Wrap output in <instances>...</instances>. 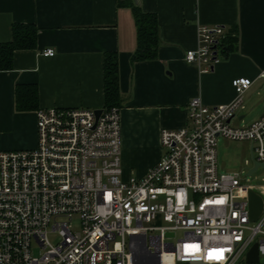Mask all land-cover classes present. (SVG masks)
<instances>
[{
	"label": "built area",
	"instance_id": "obj_1",
	"mask_svg": "<svg viewBox=\"0 0 264 264\" xmlns=\"http://www.w3.org/2000/svg\"><path fill=\"white\" fill-rule=\"evenodd\" d=\"M223 38L221 26H199L185 63L211 72ZM251 83L235 77L226 104L192 98L186 126L162 130L160 159L128 180L119 107H103L98 118L87 108L36 110V146L0 152V264H241L255 241L263 257L264 210L249 220L248 185L220 173L216 158L224 139L250 141L264 160V113L230 125Z\"/></svg>",
	"mask_w": 264,
	"mask_h": 264
},
{
	"label": "crops",
	"instance_id": "obj_2",
	"mask_svg": "<svg viewBox=\"0 0 264 264\" xmlns=\"http://www.w3.org/2000/svg\"><path fill=\"white\" fill-rule=\"evenodd\" d=\"M135 1L0 0V44L11 40L13 25L38 29L35 48L16 51L12 69L0 71V152L36 146L38 109H102L103 59L108 53L118 59L124 180L142 178L157 163L161 131L186 126L192 98L208 106L232 101L235 77H248L252 83L230 125L245 126L264 113V76H259L264 70V0ZM132 7L157 17L160 46L155 60L130 61L137 45ZM201 25L221 26L224 32L220 62L206 74L184 61V53L197 47ZM46 49L55 55L42 56ZM18 85L36 86V110L16 109ZM243 184L264 200V174L260 181L246 179ZM257 264H264V256Z\"/></svg>",
	"mask_w": 264,
	"mask_h": 264
},
{
	"label": "trees",
	"instance_id": "obj_3",
	"mask_svg": "<svg viewBox=\"0 0 264 264\" xmlns=\"http://www.w3.org/2000/svg\"><path fill=\"white\" fill-rule=\"evenodd\" d=\"M126 5V4H125ZM136 33V50L131 56V63L151 61L157 58L160 41L158 22L155 14L143 13L132 7ZM38 29L31 24L12 26L11 40L0 44V71H9L13 65L16 51L35 48ZM103 97L104 107L120 108L121 97L118 86V59L116 53H108L103 59ZM37 88L35 85H18L15 90V103L18 111L37 109Z\"/></svg>",
	"mask_w": 264,
	"mask_h": 264
},
{
	"label": "rangeland",
	"instance_id": "obj_4",
	"mask_svg": "<svg viewBox=\"0 0 264 264\" xmlns=\"http://www.w3.org/2000/svg\"><path fill=\"white\" fill-rule=\"evenodd\" d=\"M250 141L232 142L224 139H219L217 143L218 167L220 173H238L243 182L260 181V176L264 174V167L259 168L251 176H245L249 167L252 165V153L250 152ZM162 151V150H161ZM177 238V236H176ZM48 239L53 244L59 242L56 233H48Z\"/></svg>",
	"mask_w": 264,
	"mask_h": 264
},
{
	"label": "water",
	"instance_id": "obj_5",
	"mask_svg": "<svg viewBox=\"0 0 264 264\" xmlns=\"http://www.w3.org/2000/svg\"><path fill=\"white\" fill-rule=\"evenodd\" d=\"M134 2H136L134 0ZM101 114V109L95 110V116L98 118ZM252 168H250L245 176H251L255 173L259 168L264 167V160L258 161L254 158L252 154ZM246 197H247V208L249 212V220L255 221L257 220L263 213L264 210V200L259 194H257L254 189L251 187H247L246 189ZM168 237H172V234H168ZM258 245L259 243L255 241L247 250L245 255V264H257L260 261V255H258Z\"/></svg>",
	"mask_w": 264,
	"mask_h": 264
}]
</instances>
